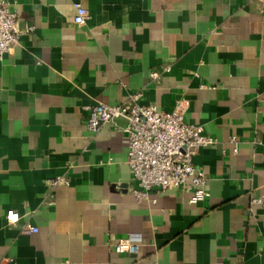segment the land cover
<instances>
[{"label":"crops","instance_id":"1","mask_svg":"<svg viewBox=\"0 0 264 264\" xmlns=\"http://www.w3.org/2000/svg\"><path fill=\"white\" fill-rule=\"evenodd\" d=\"M75 1L9 0L22 34L0 61V264H264V0H78L85 25ZM136 93L218 140L194 157L209 199L137 201L127 120L87 126L88 107ZM134 228L138 253H115Z\"/></svg>","mask_w":264,"mask_h":264},{"label":"built area","instance_id":"2","mask_svg":"<svg viewBox=\"0 0 264 264\" xmlns=\"http://www.w3.org/2000/svg\"><path fill=\"white\" fill-rule=\"evenodd\" d=\"M73 6L75 24L85 25L91 19V10L78 0ZM18 21L19 12L10 8L9 0H0V61L19 44L22 31ZM34 29L33 25H28L25 31L30 33ZM151 77L157 79L159 74L152 72ZM201 87L206 88L204 85ZM141 97V93H136L124 104L88 107L89 130L98 132L105 125L115 124L119 118L127 120V162L138 183V189L133 191L138 202L150 200L153 190L164 192L169 189L192 192L191 202L195 204L206 201L210 197L207 177L195 167L194 157L201 149L217 144L218 140L206 135L203 127L188 123L185 108L180 106L172 112H164L156 105H141ZM236 141V138H231V142ZM51 183L56 186L69 182L58 177ZM152 203L156 201L152 200ZM5 217L10 226L20 224L22 220L15 210H8ZM21 231L25 235H33L39 233V228L26 222ZM142 241L141 230L134 228L129 236L113 244L112 249L117 254H136Z\"/></svg>","mask_w":264,"mask_h":264}]
</instances>
